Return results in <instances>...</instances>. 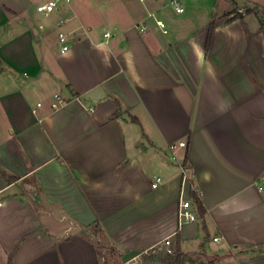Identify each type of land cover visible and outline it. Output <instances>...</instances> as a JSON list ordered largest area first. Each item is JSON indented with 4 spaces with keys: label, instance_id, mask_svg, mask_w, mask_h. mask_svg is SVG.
Listing matches in <instances>:
<instances>
[{
    "label": "crops",
    "instance_id": "crops-1",
    "mask_svg": "<svg viewBox=\"0 0 264 264\" xmlns=\"http://www.w3.org/2000/svg\"><path fill=\"white\" fill-rule=\"evenodd\" d=\"M70 1L0 0V264H264V0Z\"/></svg>",
    "mask_w": 264,
    "mask_h": 264
},
{
    "label": "built area",
    "instance_id": "built-area-1",
    "mask_svg": "<svg viewBox=\"0 0 264 264\" xmlns=\"http://www.w3.org/2000/svg\"><path fill=\"white\" fill-rule=\"evenodd\" d=\"M144 1V0H141ZM70 0H35V4L33 6V10L35 12V14L39 15V16H43L45 18H48L50 16H52L53 14H55L59 9H61L62 7L65 6H69L70 5ZM169 4H171L172 6L175 7V11L177 13H181L183 10L182 8L179 7V0H169ZM255 8H249L248 10H254ZM245 10V8H236V13L240 14V15H246L248 14L247 11ZM259 10V9H258ZM264 9L261 8L260 11H263ZM253 13V12H252ZM67 19H65L64 21H66ZM58 26H60V23L57 24ZM157 25L161 28H163V24L162 22H157ZM165 32V31H164ZM105 37L108 36V34L104 35ZM58 42L61 46V53L67 52L68 51V46H67V39L64 36V34L60 33L58 35ZM54 103L51 104V108L56 110L60 105H62L64 103L63 100H61V98L58 95H54ZM39 106V104H38ZM175 147H179V148H185L186 144L184 142H179L176 146L175 145H171L169 148L171 150H174ZM193 177L191 174H189L188 170L183 169L182 170V180L184 183L188 182L189 178ZM158 182V180H157ZM157 186L156 183L152 184V187L155 188ZM193 201L191 199H184L183 197V193L180 194V198H179V202H178V207H177V222H178V226H181L184 223H191V222H195L197 219V216L193 210ZM171 238H166L165 240H163L161 242V247L164 248L167 253L172 254V251L170 249L171 246ZM214 241H217V238L214 239ZM130 262V260H128L127 262H124L122 264H128Z\"/></svg>",
    "mask_w": 264,
    "mask_h": 264
},
{
    "label": "rangeland",
    "instance_id": "rangeland-1",
    "mask_svg": "<svg viewBox=\"0 0 264 264\" xmlns=\"http://www.w3.org/2000/svg\"><path fill=\"white\" fill-rule=\"evenodd\" d=\"M225 1L228 3L231 2L230 0H225ZM29 3L33 7L35 4V0H29ZM80 3L82 5L85 2L82 1ZM236 8H239V7H236ZM236 8L233 9V13L236 15H240L236 13ZM240 8H244V7H240ZM248 9L249 7H245V10H248ZM254 10L255 11H252L253 12L252 14L264 16V13L262 11L258 10L257 8H255ZM59 11L60 9L57 12ZM61 29L62 28L60 27H56L55 29H52L50 33L51 37L56 36L58 31H60ZM90 233L95 236L98 242V245H99L98 249L101 254L100 260L103 264H122L120 261L119 254L113 248H110L109 246H106L102 242L98 241L99 240L98 238L100 237L99 230L94 229ZM168 257H171L172 259H174L175 258L174 251H172V254H169L164 248L157 247L141 255L133 256L132 258H130V262L128 264H175V263L169 262L167 260Z\"/></svg>",
    "mask_w": 264,
    "mask_h": 264
},
{
    "label": "trees",
    "instance_id": "trees-1",
    "mask_svg": "<svg viewBox=\"0 0 264 264\" xmlns=\"http://www.w3.org/2000/svg\"><path fill=\"white\" fill-rule=\"evenodd\" d=\"M264 9V8H263ZM253 10H248L247 13L250 14L252 13ZM264 11V10H263ZM264 13V12H263ZM211 28V27H210ZM195 201L197 203V206H198V210L199 212H202V207H201V204L200 202L198 201L197 198H195ZM174 256L175 258L172 259L171 257H168V261L169 262H172V263H175V264H181L182 263V254H180L179 250L177 247L174 248Z\"/></svg>",
    "mask_w": 264,
    "mask_h": 264
}]
</instances>
